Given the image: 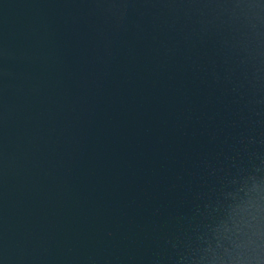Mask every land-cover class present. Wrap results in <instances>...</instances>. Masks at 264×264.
Here are the masks:
<instances>
[{
  "label": "water",
  "instance_id": "95a60500",
  "mask_svg": "<svg viewBox=\"0 0 264 264\" xmlns=\"http://www.w3.org/2000/svg\"><path fill=\"white\" fill-rule=\"evenodd\" d=\"M0 264H264V0H0Z\"/></svg>",
  "mask_w": 264,
  "mask_h": 264
}]
</instances>
